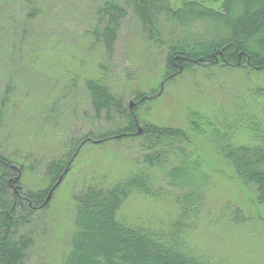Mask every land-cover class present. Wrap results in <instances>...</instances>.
I'll return each instance as SVG.
<instances>
[{
	"label": "rangeland",
	"instance_id": "obj_1",
	"mask_svg": "<svg viewBox=\"0 0 264 264\" xmlns=\"http://www.w3.org/2000/svg\"><path fill=\"white\" fill-rule=\"evenodd\" d=\"M104 1L0 0V156L19 168L20 194L48 187L47 163L85 135L125 123L94 114L84 81L101 78L127 108L134 103L128 109L137 120L185 130L200 157L203 198L195 227L184 236L187 247L210 264H264V204L209 138L213 129L232 126L236 130L227 135L234 144H251L264 134V73L207 66L167 79L166 47L147 41L129 7L106 56L91 31ZM173 27L162 22L165 41L183 35ZM191 27L212 32L208 21ZM195 118L202 132L192 129ZM139 144L138 138L80 143L48 205L28 211L17 232L32 240L23 264L64 263L75 231L74 196L92 182L113 184L136 172ZM156 186L157 196L126 197L118 218L166 225L177 216L178 187L160 180ZM17 237L12 232L7 241Z\"/></svg>",
	"mask_w": 264,
	"mask_h": 264
},
{
	"label": "trees",
	"instance_id": "obj_2",
	"mask_svg": "<svg viewBox=\"0 0 264 264\" xmlns=\"http://www.w3.org/2000/svg\"><path fill=\"white\" fill-rule=\"evenodd\" d=\"M128 7L147 41L166 47L167 79L207 66L264 73V0H105L91 31L106 56L113 48ZM204 21L212 23V32L191 27ZM162 22L178 25L183 35L165 41ZM216 26L220 28L218 33ZM84 86L97 117L103 112L112 119L113 114L125 123L115 129L90 132L65 155L51 159L46 165L49 186L24 192L27 202L23 201L22 206L6 181V177L18 173L17 168L11 159L0 156V264H23L32 240L28 234L17 232L28 222V211L48 205H43L47 193L68 170L80 143L89 139L104 143L111 138L119 143L140 139L139 168L113 184L92 182L74 196L75 231L63 264H210V260L187 247L184 238L195 227L203 198L199 186L204 179L202 161L191 148L186 131L137 120L133 116L135 110H129L101 78H89ZM261 90L264 94V87ZM133 96L145 99L140 93ZM137 124H141L140 133ZM252 125L255 131L258 124ZM192 129L202 132L196 118ZM232 130H236L234 126L224 131L213 129L209 138L217 143L218 151L233 166L238 179L255 190V200L264 204V134L258 135L254 143L234 144L227 135ZM155 170L161 171L156 178ZM157 180L178 187L177 216L166 225L120 220L117 212L124 199L134 192L157 196L161 190V186H156ZM12 232L18 237L10 243L7 237Z\"/></svg>",
	"mask_w": 264,
	"mask_h": 264
},
{
	"label": "flooded vegetation",
	"instance_id": "obj_3",
	"mask_svg": "<svg viewBox=\"0 0 264 264\" xmlns=\"http://www.w3.org/2000/svg\"><path fill=\"white\" fill-rule=\"evenodd\" d=\"M12 166H14V165H12ZM14 167H16V166H14ZM16 168H17L18 175L15 176L12 174V176L6 177V181L11 187L13 197L15 198V196H16V199L19 201V204L22 206V203L24 201V196L19 193V191L21 190V186L19 185V173L20 172H19V168L18 167H16ZM14 194H15V196H14Z\"/></svg>",
	"mask_w": 264,
	"mask_h": 264
},
{
	"label": "water",
	"instance_id": "obj_4",
	"mask_svg": "<svg viewBox=\"0 0 264 264\" xmlns=\"http://www.w3.org/2000/svg\"><path fill=\"white\" fill-rule=\"evenodd\" d=\"M133 105H134V103L130 101V103H129V107L131 108V107H133ZM141 130H142V129H141L140 127H138L137 132L140 133ZM66 170H67V168L65 169L64 173L66 172ZM62 177H63V174L59 177L58 181H57V182L52 186V188L50 189V191H49V193H48V196H47V198L45 199L44 203H46V202L49 200L52 191L54 190V188L56 187V185L59 184V182L61 181Z\"/></svg>",
	"mask_w": 264,
	"mask_h": 264
}]
</instances>
